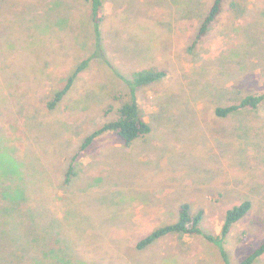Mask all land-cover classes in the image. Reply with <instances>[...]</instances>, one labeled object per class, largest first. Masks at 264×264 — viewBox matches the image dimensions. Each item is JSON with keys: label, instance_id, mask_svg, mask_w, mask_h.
Returning <instances> with one entry per match:
<instances>
[{"label": "rangeland", "instance_id": "1", "mask_svg": "<svg viewBox=\"0 0 264 264\" xmlns=\"http://www.w3.org/2000/svg\"><path fill=\"white\" fill-rule=\"evenodd\" d=\"M215 2L105 0L98 40L85 0H0V192L15 174L11 194L26 201L0 195V264H225L202 237L138 247L184 202L205 209L212 235L229 209L253 203L226 241L232 264L264 243V105L215 115L264 94V0H223L195 47ZM151 67L168 74L137 93L151 133L130 147L114 133L99 138L65 184L83 141L117 119L126 80Z\"/></svg>", "mask_w": 264, "mask_h": 264}, {"label": "trees", "instance_id": "2", "mask_svg": "<svg viewBox=\"0 0 264 264\" xmlns=\"http://www.w3.org/2000/svg\"><path fill=\"white\" fill-rule=\"evenodd\" d=\"M85 2L89 6L91 17L90 23L92 25V29L97 36V39L100 40L102 35V26L105 22V15L103 11L105 0H85ZM222 7L223 0H216L210 13L206 16L205 21L199 30L197 40L194 44L195 47L198 42L206 36L211 26L216 22L222 11ZM195 47H191L190 51L193 52V48ZM89 64L90 60L87 59L77 65L73 73L67 78L64 87L54 93L53 99L48 103V108L50 110H55L64 100V98L70 93L80 74L87 70ZM41 73H44V70H41ZM167 75L168 74L165 70L157 67H151L135 72L131 79L126 80V83L130 89V94L128 100L122 103V106L117 110V119L103 124L83 141L77 153L73 157L69 166V170L66 173L65 184L71 183L73 177L76 176L75 164L78 159L99 138L105 136L106 134L114 133L119 137L125 146L130 147L134 142L151 133L152 128L142 115L137 93L141 88L165 80ZM263 105L264 94H250L233 105L226 107L218 106L215 109V115L218 118H227L234 112L258 110ZM23 164L25 165L26 163ZM27 166L25 165V168ZM10 176L12 177H10V183L8 185L4 184L5 186L3 187V191L0 192V195H2V198L10 201L11 203L21 204L23 201H25V199L22 200V198H15V196L11 194H15L16 190L15 174ZM24 203H26V201ZM252 208L253 203L250 200H245L241 204L229 209L226 213L221 234L212 235L210 233H205L202 229V224L206 217L205 209L200 208L197 212H193L192 204L189 202H184L179 208L176 221L163 225L152 231V233H150L138 244V247L143 249L156 241L172 235L202 237L218 248L220 256L222 257L225 264H232L225 247L226 241L235 225L241 222L250 213ZM263 255L264 243L239 264H253Z\"/></svg>", "mask_w": 264, "mask_h": 264}]
</instances>
